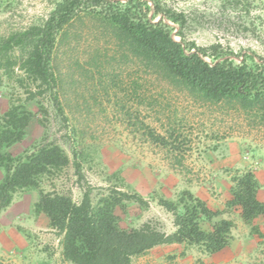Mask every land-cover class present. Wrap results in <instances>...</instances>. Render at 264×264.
Listing matches in <instances>:
<instances>
[{
    "label": "rangeland",
    "instance_id": "1",
    "mask_svg": "<svg viewBox=\"0 0 264 264\" xmlns=\"http://www.w3.org/2000/svg\"><path fill=\"white\" fill-rule=\"evenodd\" d=\"M55 1L0 0V38L41 23ZM167 6L184 14L180 33L186 41L200 47L218 43L234 54L254 53L264 58V0L169 1ZM169 25L175 29L172 37L179 40L174 34L178 27ZM66 32L55 47L53 64L56 92L68 121L62 122L49 93L36 98L47 111L44 127L37 104L27 102L35 117L25 139L9 149L13 156L31 150L46 133L47 140L58 144L71 162L73 151L81 152L83 179H77L70 164L57 177L43 181L45 191L69 192L78 203L83 190L90 187L95 204L109 187H121L117 178H108L119 171L125 183L122 189L149 202L147 209L131 203L125 213L117 210L121 227L139 228L150 221L167 233L173 227L172 216L157 205V194L172 198L182 189L209 188L214 177L211 160L231 147H238L247 159L264 158V127H251L242 116L198 103L173 88L134 58L95 18L82 14ZM20 74L15 70L12 77L2 78L0 113L7 110L10 100L25 98L17 80ZM170 113L181 135L174 151L156 146L137 130L141 123L163 134L170 126ZM226 172H230V181L242 173ZM36 198L34 191L19 193L0 212V264H70L62 257L59 234L48 227L44 217L32 216ZM261 239L258 250L240 264H264ZM167 246L135 257L132 263L210 264L197 247Z\"/></svg>",
    "mask_w": 264,
    "mask_h": 264
},
{
    "label": "trees",
    "instance_id": "2",
    "mask_svg": "<svg viewBox=\"0 0 264 264\" xmlns=\"http://www.w3.org/2000/svg\"><path fill=\"white\" fill-rule=\"evenodd\" d=\"M169 1L187 0H56L41 23L0 38V85L2 78L12 77L17 70L21 73L17 79L19 88L25 94L23 100H10L7 110L0 113V212L11 206L17 194L36 192L31 214L44 217L48 227L59 234L62 257L70 264H133V258L173 244L197 247L210 256L224 250L231 241L233 222L220 218L222 212L211 211L187 189L172 198L156 195L157 205L172 216L173 232L165 233L150 221L139 228H123L116 211L125 213L131 203L147 209L149 202L138 193L122 189L125 183L118 177L119 171L108 178H117L121 187H109L95 204L92 190L86 187L77 203L69 192H47L42 184L70 164L77 179L82 180L80 151H73L71 162L66 152L48 141L44 133L31 150L16 156L9 152L25 139L35 117L27 102L37 104L44 127L47 111L36 98L49 93L62 122L67 123L56 92L58 77L53 56L61 37L67 34V27L82 14L100 22L134 58L173 88L198 103L242 116L251 127H264V58L254 53L234 54L218 43L200 47L186 41L180 33L185 16L169 8ZM169 23L178 27L174 34L179 40L172 37L175 29ZM167 118L170 126L163 134L141 123L137 130L162 149L178 150L181 135L175 117L170 113ZM231 183V199L225 207L238 208L251 232L264 238L252 226L256 218L264 216L254 173L244 171L232 177ZM205 225L209 226L208 231L203 229Z\"/></svg>",
    "mask_w": 264,
    "mask_h": 264
},
{
    "label": "crops",
    "instance_id": "3",
    "mask_svg": "<svg viewBox=\"0 0 264 264\" xmlns=\"http://www.w3.org/2000/svg\"><path fill=\"white\" fill-rule=\"evenodd\" d=\"M210 167L214 177L211 179L209 188L205 187L206 185H197L192 192L203 200L211 211L222 212L220 218L231 220L234 227L231 231L232 238L229 245L224 250L206 256V258L210 264H240L241 260L251 258L252 253L258 250V241L262 239L253 234L251 227L242 221L238 208L225 207L226 202L231 199L230 188L232 186L230 172L226 171L233 169L239 172L252 171L259 185L257 199L259 202L264 203V158L256 161L250 160L240 155L238 147H231L224 153L217 155L213 161L211 160ZM252 226L256 227L261 234H264V216L256 218L252 222ZM203 229L208 231L209 226L205 225ZM173 231L174 228L172 227L167 233ZM171 246H176V244L167 247Z\"/></svg>",
    "mask_w": 264,
    "mask_h": 264
}]
</instances>
